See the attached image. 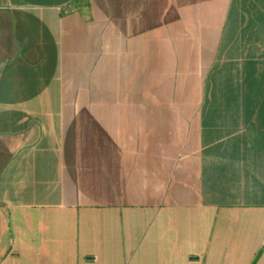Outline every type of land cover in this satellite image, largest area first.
Listing matches in <instances>:
<instances>
[{
  "label": "crops",
  "instance_id": "0c3cea01",
  "mask_svg": "<svg viewBox=\"0 0 264 264\" xmlns=\"http://www.w3.org/2000/svg\"><path fill=\"white\" fill-rule=\"evenodd\" d=\"M0 264H264V0H0Z\"/></svg>",
  "mask_w": 264,
  "mask_h": 264
}]
</instances>
